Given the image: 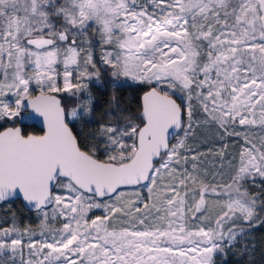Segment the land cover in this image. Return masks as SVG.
Here are the masks:
<instances>
[{"label": "snow or ice", "instance_id": "1", "mask_svg": "<svg viewBox=\"0 0 264 264\" xmlns=\"http://www.w3.org/2000/svg\"><path fill=\"white\" fill-rule=\"evenodd\" d=\"M98 63L109 106L131 80L141 110L74 131L94 120ZM36 119L43 134L26 133ZM197 127L223 143H189ZM257 177L264 0H0V203L39 218L0 226V264H216L264 223Z\"/></svg>", "mask_w": 264, "mask_h": 264}, {"label": "trees", "instance_id": "2", "mask_svg": "<svg viewBox=\"0 0 264 264\" xmlns=\"http://www.w3.org/2000/svg\"><path fill=\"white\" fill-rule=\"evenodd\" d=\"M98 67L101 70L100 80L105 82V86L101 88L95 83L91 86L93 95L96 97L92 113L94 120L91 123L88 119L79 122L74 121L71 125L74 131L82 129L84 133H89L97 129L101 123H117L122 115H138L141 110V97L146 88L131 80L120 82V86L115 89V93L119 97V105L110 107L108 100L113 94V89L107 86L110 75L105 66L98 63ZM62 103L68 108L76 106L75 101L67 94L62 96ZM110 113L111 119H109ZM196 129L206 130L204 127H197ZM23 130L29 134L42 133V130L35 125H24ZM177 136H183V130ZM262 185L261 188L250 185L248 190L252 193H261L264 189V182ZM0 217L6 220L5 225H9L11 220L15 218L18 223L32 227L37 225L39 219L36 211L26 210L20 200L0 203ZM262 219H264V214H262ZM250 234L251 238L248 242L250 249L233 250L232 247H226L224 253L216 256V264H264V223H257L251 227Z\"/></svg>", "mask_w": 264, "mask_h": 264}, {"label": "rangeland", "instance_id": "3", "mask_svg": "<svg viewBox=\"0 0 264 264\" xmlns=\"http://www.w3.org/2000/svg\"><path fill=\"white\" fill-rule=\"evenodd\" d=\"M97 52V56L99 54V48L96 49ZM9 99H14V97H9ZM115 124V123H113ZM206 130H202V129H195V133L192 137L189 138V143L195 145H199L201 150H205L207 147L211 145H214L215 147H219L221 143H223V141H219L217 139V129L216 128H205ZM182 136H177L178 138H181ZM234 138H229L228 139V143H229V151L232 152L233 154L239 150L240 145L238 143H234L233 142ZM176 141L174 140L173 143H175ZM209 160H211V157L208 158ZM210 167V165H209ZM225 179H227V172L225 174ZM262 181L259 177H257L255 179V182H248L246 184V187L249 188L250 185H256L257 187L261 188L262 185ZM93 213L96 215H102L103 214V210L101 209H94ZM5 219L0 217V226H4L7 227L9 226L13 220H11V222L9 223V225H5ZM39 224V219H38V223ZM33 226L34 228L37 227ZM251 238V234H250V230H248L245 235L241 238L238 237L237 242L232 246L233 250H238L240 248H243V250H248L250 249L249 247V241ZM241 250V249H240Z\"/></svg>", "mask_w": 264, "mask_h": 264}, {"label": "water", "instance_id": "4", "mask_svg": "<svg viewBox=\"0 0 264 264\" xmlns=\"http://www.w3.org/2000/svg\"><path fill=\"white\" fill-rule=\"evenodd\" d=\"M142 96H143V94H142ZM141 99H142V97H141ZM24 125H35L36 127H38L39 129L42 130V133H40V134H34V135H42L43 132H44V130H45V125H44L42 119L26 120V121H24V124L22 125V127H23ZM181 130H182V129H181ZM181 130H176V131H177V135H178V133H179ZM173 140H174V139H173ZM173 140H172V141H173ZM15 200H20V201L23 203V206H24V208H25L26 210H28V211H35L33 208H31L30 206H28V205L26 204V202L22 199V197H16V198H13V199H11V200L8 201V202L15 201Z\"/></svg>", "mask_w": 264, "mask_h": 264}]
</instances>
